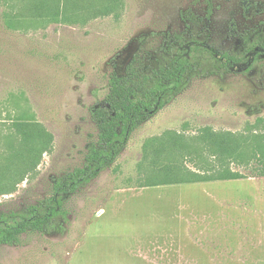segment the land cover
<instances>
[{
	"label": "rangeland",
	"instance_id": "1",
	"mask_svg": "<svg viewBox=\"0 0 264 264\" xmlns=\"http://www.w3.org/2000/svg\"><path fill=\"white\" fill-rule=\"evenodd\" d=\"M204 23L213 48L226 51L233 29L264 25V0H0V174L25 167L16 122L48 133L0 203L47 197L55 177L83 165L98 132L91 108L140 37L150 48ZM211 69L200 67L108 169L66 197L61 231L0 246V264H264V61L245 73ZM207 129L240 142L241 159L227 165L244 178L140 186L168 163L178 175L211 169L216 160L200 138ZM161 237L165 248L150 250Z\"/></svg>",
	"mask_w": 264,
	"mask_h": 264
},
{
	"label": "trees",
	"instance_id": "2",
	"mask_svg": "<svg viewBox=\"0 0 264 264\" xmlns=\"http://www.w3.org/2000/svg\"><path fill=\"white\" fill-rule=\"evenodd\" d=\"M207 30L206 23L197 28L189 26L184 33L163 35L161 42L150 48L147 47L149 37L139 38L140 44L124 70L111 72L104 100L91 108L98 132L97 139L88 144L83 165L55 177L52 192L47 197L25 204L0 203V246L16 245L21 236L29 232L61 231L68 218L66 197L108 169L123 152L132 134L182 93L197 76L200 67L209 65L216 73H245L264 61V25L250 31L233 29L234 46L223 52L210 44ZM15 128L27 146L25 167L20 175V171L8 165L6 171L10 173L0 174V195L17 190L30 170L28 155L34 159L40 149L42 154L46 140L48 142V133L42 126L23 120L16 122ZM228 134L207 129L200 136L216 160L211 169L193 171L185 167V174L178 175L181 167L168 163L160 166L161 175H149L140 186L244 178L241 172L227 165L241 159L240 142ZM161 151L158 148L154 152ZM151 161L155 162L154 158Z\"/></svg>",
	"mask_w": 264,
	"mask_h": 264
},
{
	"label": "crops",
	"instance_id": "3",
	"mask_svg": "<svg viewBox=\"0 0 264 264\" xmlns=\"http://www.w3.org/2000/svg\"><path fill=\"white\" fill-rule=\"evenodd\" d=\"M241 179V178H240ZM157 186H159V185H157ZM142 187H144V186H142ZM148 187H150V186H148ZM128 192V191H127ZM192 238V237H191ZM167 242H168V239H167V237H161L160 238V240H155L154 242H152L151 241V243L149 244V246H150V250H155L154 248H156V249H160L161 247H164L165 248V245H167ZM175 242V241H174ZM212 242H215L214 240H212ZM157 244V245H156ZM158 247V248H157ZM159 251V250H158ZM191 260H189V259H186V264H190L191 262H190Z\"/></svg>",
	"mask_w": 264,
	"mask_h": 264
},
{
	"label": "water",
	"instance_id": "4",
	"mask_svg": "<svg viewBox=\"0 0 264 264\" xmlns=\"http://www.w3.org/2000/svg\"><path fill=\"white\" fill-rule=\"evenodd\" d=\"M132 56V55H131Z\"/></svg>",
	"mask_w": 264,
	"mask_h": 264
}]
</instances>
